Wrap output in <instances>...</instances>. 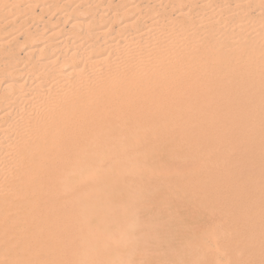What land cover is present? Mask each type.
<instances>
[{
	"label": "bare ground",
	"instance_id": "1",
	"mask_svg": "<svg viewBox=\"0 0 264 264\" xmlns=\"http://www.w3.org/2000/svg\"><path fill=\"white\" fill-rule=\"evenodd\" d=\"M232 109L264 146V0H0V264H123V129ZM203 206L155 212L168 245L164 226L195 238L185 264H222L216 219L242 212L235 259L264 264V210Z\"/></svg>",
	"mask_w": 264,
	"mask_h": 264
},
{
	"label": "rangeland",
	"instance_id": "2",
	"mask_svg": "<svg viewBox=\"0 0 264 264\" xmlns=\"http://www.w3.org/2000/svg\"><path fill=\"white\" fill-rule=\"evenodd\" d=\"M233 110L235 109L230 110V113L228 112V117L236 113L239 116L235 115L236 117L233 116L231 117L232 119L227 117L230 121L226 118L227 112H222L224 113L222 114L219 111L217 116V113L214 114L212 111H209L210 113L207 111L208 114H203L204 112L194 114L195 117L191 113V115L184 114L181 116L179 123H176L177 125H168L169 127L163 122L155 125L157 127L148 125L146 130L145 127L144 129L141 128L143 131L138 129L142 135L137 129H134L132 133L123 129V132H125L123 134L129 135V139L127 136H123V145L125 144L123 149V167L134 166L131 173L123 174V247L126 249L123 248V264H185L187 262L188 249L190 243L195 241V238L187 237L185 229L184 231L183 228L181 229L184 226L183 224L181 227L178 225V229H175L177 228L176 225H174L175 227L169 226L170 229L168 231L167 226H164L165 231H163L168 233L171 231L173 234L170 236L174 237V241L168 245V235H165L167 233H164L167 238L163 236L164 239H162L158 228L155 230L154 227L156 221L155 212L159 207L163 206L168 209H173L174 207L191 208L190 203H199L204 205L201 208L202 210H199L203 216L208 214L218 215L223 208L232 209V213L236 212L238 208L242 210H264V146L253 142L251 137H253L252 134L255 133L256 129L253 128V125L250 124L251 127L247 123L248 119H243L244 117L247 118V116L237 111H234V113ZM210 115L212 117L211 120H214L215 124L211 121L214 125L210 122L207 124L208 126L206 125L207 129L204 130L205 128L203 129L199 122L204 116L207 118ZM219 116L225 118L224 120L228 123L222 120L224 123L221 125ZM155 117H157V114L151 116L153 120ZM214 117L219 119L216 120ZM240 117L244 120L243 125L241 124L242 120L240 122ZM185 118L188 119V123L195 120L199 122L195 121L194 127L190 124L191 127L185 124L187 121L182 124ZM233 118L234 121L238 119L239 121H237L241 125L237 124V121L234 122ZM218 123L220 126L217 125ZM233 123L235 126H232ZM246 123L249 128H247ZM196 125L198 128H196ZM240 126H242V129ZM205 131L210 133L207 134ZM223 131H225V135ZM242 131H247V133L240 134L239 132ZM228 133L234 136L231 137ZM236 133L244 134L245 136H243L246 138L240 137ZM132 134L134 137L131 136ZM137 135H141L138 143H136ZM227 135L229 140L226 138ZM247 136H251V140ZM233 137L234 139L232 140ZM239 138L240 140L242 139L241 141H246L238 142L237 145ZM130 139L134 141L131 142ZM241 143L244 144L241 145ZM128 145L130 148L132 146L133 149H126ZM126 153L128 154L127 156ZM134 153L137 155H134ZM126 157L131 159H125ZM145 216L146 219L144 220ZM247 217L248 214L242 212L240 218L231 216L224 220L216 219L217 223L225 228V232L222 237L216 238V246L206 255L208 261H218L222 264H259L263 256L253 251H247L239 259H235L234 250L243 240L247 239L248 230L242 226L243 219ZM140 226H144V228H140ZM202 226L200 224L193 225L195 229H201ZM209 226H206V228L203 226L202 229L204 230L203 234L206 236L214 232V230L208 229ZM182 243L186 246H183ZM166 248H169V250L171 248V251L174 252L170 251L167 254V251L165 252ZM183 249L188 253L184 255ZM175 250H178L179 256ZM141 251L146 253H141ZM158 253L163 255H158Z\"/></svg>",
	"mask_w": 264,
	"mask_h": 264
}]
</instances>
